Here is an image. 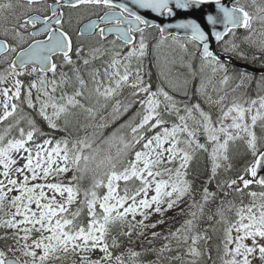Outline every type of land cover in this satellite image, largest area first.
<instances>
[{"label":"snow or ice","instance_id":"snow-or-ice-1","mask_svg":"<svg viewBox=\"0 0 264 264\" xmlns=\"http://www.w3.org/2000/svg\"><path fill=\"white\" fill-rule=\"evenodd\" d=\"M165 262L264 264V0H0V264Z\"/></svg>","mask_w":264,"mask_h":264},{"label":"trees","instance_id":"trees-1","mask_svg":"<svg viewBox=\"0 0 264 264\" xmlns=\"http://www.w3.org/2000/svg\"><path fill=\"white\" fill-rule=\"evenodd\" d=\"M154 68V69H153ZM156 68H155V66H154V64H153V66H152V74H153V78L154 77H156ZM199 168H200V170H201V172L203 171V168H204V165H203V163H201L200 165H199ZM169 224H172L171 222H169ZM173 224H175V222H173ZM168 227V224H166L165 226H164V228L166 229ZM157 231H161V229H156ZM161 243V241H159V240H157L156 242H155V244H157L156 246L158 247L159 246V244ZM127 245V244H126ZM131 245V247H135L137 250H139L140 248H141V245L140 244H130ZM143 247H145V244H143ZM145 248H147V247H145ZM147 259H155V255L154 254H149L147 257H146ZM165 264H167V262H165Z\"/></svg>","mask_w":264,"mask_h":264},{"label":"flooded vegetation","instance_id":"flooded-vegetation-1","mask_svg":"<svg viewBox=\"0 0 264 264\" xmlns=\"http://www.w3.org/2000/svg\"><path fill=\"white\" fill-rule=\"evenodd\" d=\"M165 50H168V49H165ZM165 56H171V55H169V53L167 52V51H165ZM177 66H179V65H177ZM185 70H187V69H185V68H178V67H175L174 69H173V71H185Z\"/></svg>","mask_w":264,"mask_h":264},{"label":"rangeland","instance_id":"rangeland-1","mask_svg":"<svg viewBox=\"0 0 264 264\" xmlns=\"http://www.w3.org/2000/svg\"><path fill=\"white\" fill-rule=\"evenodd\" d=\"M164 51H167L168 52V50H162V52H161V56L162 57H164ZM176 67H178V68H181V67H179V66H176ZM182 73H187V70H185V71H181Z\"/></svg>","mask_w":264,"mask_h":264}]
</instances>
